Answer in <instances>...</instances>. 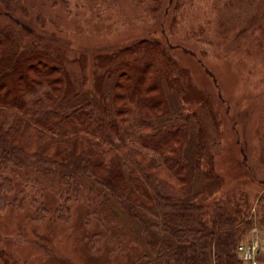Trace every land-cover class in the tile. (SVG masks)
<instances>
[{
    "label": "rangeland",
    "instance_id": "374dc122",
    "mask_svg": "<svg viewBox=\"0 0 264 264\" xmlns=\"http://www.w3.org/2000/svg\"><path fill=\"white\" fill-rule=\"evenodd\" d=\"M8 13L16 31L30 34L26 39L20 35L13 45H19L22 59L32 56L31 50L34 57L41 51L53 62L62 61L70 92L82 89L95 95L96 113L106 122L115 117L103 105L122 106L124 101H112L115 85L129 78L126 84L143 79L137 96L163 101L160 124L171 118L182 126L184 119L176 116L190 115L187 159L197 164L200 158L199 171L214 176L206 187L195 183L196 193L211 194L205 199L206 217L213 219L221 209L239 224L259 227L264 235V0H0V15ZM7 21V16L0 17L1 25ZM24 23L31 33L23 30ZM121 74L125 76L119 82ZM136 105L125 107L129 112L116 122L124 130L125 143L133 142ZM0 171V196L29 204L41 216L47 203L61 206L66 201L67 212L78 214V225L86 224L90 238L108 239L113 229L123 232L120 221L130 225L132 238L146 241L143 231L132 225L139 224L129 222L114 203L110 209L103 206L104 198L88 185L81 196H66L64 180L34 175L32 169ZM31 213L17 215L30 221ZM14 219L8 212L0 215V264L71 262L32 239L35 235L24 224L12 231ZM64 233L53 241L62 250L71 246L70 233ZM245 235L248 238L249 232ZM134 239L126 237L124 242L135 244ZM146 251L141 262L155 257Z\"/></svg>",
    "mask_w": 264,
    "mask_h": 264
},
{
    "label": "trees",
    "instance_id": "16d2710c",
    "mask_svg": "<svg viewBox=\"0 0 264 264\" xmlns=\"http://www.w3.org/2000/svg\"><path fill=\"white\" fill-rule=\"evenodd\" d=\"M6 16L8 21L0 24V167L32 169L34 175L64 180L66 196H81L87 185L96 189L104 198L103 206L108 204L110 209L114 203L129 222L139 224L132 225L143 231L146 241L132 238L133 231L121 214L117 217L125 222L119 221L124 231L113 229L108 239L100 235L95 240L88 236L86 224L78 225V214L71 209L67 212L66 201L61 206L47 203L48 210L41 216L29 204L0 196V215L8 212L15 217L12 231L24 224L35 235L32 239L71 261L69 264H212L213 255L216 264H242L236 249L253 226L239 224L221 209L213 219L206 217L209 206L205 199L211 194L196 193L195 183L206 187L214 176L199 171L200 158L197 164V160L192 164L187 159L193 118L179 114L176 119H184L182 126L173 124L171 118L160 124L163 101H157L159 96H137L143 79L126 84L129 78L122 86L115 85L117 93L112 98L115 104L124 101L125 106L103 105L115 117L106 122L96 113L95 95L82 89L70 92L62 61L53 62L49 53L41 51L34 57L31 50L32 56L22 59L19 45H13L20 35L26 39L30 34L16 31L9 13L0 15ZM22 28L31 33L26 23ZM122 76L125 74L119 76V82ZM36 87L45 90L31 95ZM103 99L107 102L108 97ZM132 104L138 105L131 126L133 142L125 143L124 130L116 122L122 121L129 112L125 107ZM60 198L64 200L62 194ZM29 211L30 221L17 215ZM65 229L71 246L62 250L53 241ZM126 237L136 245L125 244ZM146 249L155 257L141 262Z\"/></svg>",
    "mask_w": 264,
    "mask_h": 264
},
{
    "label": "built area",
    "instance_id": "2783aa9c",
    "mask_svg": "<svg viewBox=\"0 0 264 264\" xmlns=\"http://www.w3.org/2000/svg\"><path fill=\"white\" fill-rule=\"evenodd\" d=\"M247 237L238 245L237 252L243 264H260L259 259L264 251V236L258 227H253Z\"/></svg>",
    "mask_w": 264,
    "mask_h": 264
}]
</instances>
